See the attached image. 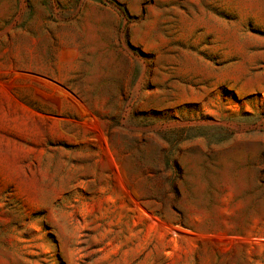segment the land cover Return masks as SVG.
I'll return each mask as SVG.
<instances>
[{"label":"rangeland","instance_id":"obj_1","mask_svg":"<svg viewBox=\"0 0 264 264\" xmlns=\"http://www.w3.org/2000/svg\"><path fill=\"white\" fill-rule=\"evenodd\" d=\"M0 264H264V0H0Z\"/></svg>","mask_w":264,"mask_h":264}]
</instances>
